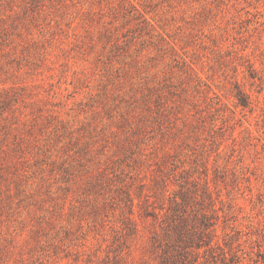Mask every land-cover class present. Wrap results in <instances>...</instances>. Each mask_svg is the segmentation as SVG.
I'll use <instances>...</instances> for the list:
<instances>
[{
	"label": "rangeland",
	"instance_id": "rangeland-1",
	"mask_svg": "<svg viewBox=\"0 0 264 264\" xmlns=\"http://www.w3.org/2000/svg\"><path fill=\"white\" fill-rule=\"evenodd\" d=\"M0 264H264V0H0Z\"/></svg>",
	"mask_w": 264,
	"mask_h": 264
}]
</instances>
